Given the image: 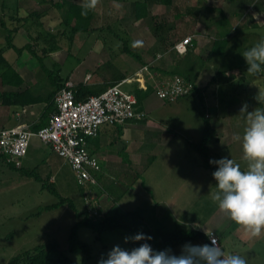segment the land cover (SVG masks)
I'll list each match as a JSON object with an SVG mask.
<instances>
[{"label":"rangeland","instance_id":"obj_1","mask_svg":"<svg viewBox=\"0 0 264 264\" xmlns=\"http://www.w3.org/2000/svg\"><path fill=\"white\" fill-rule=\"evenodd\" d=\"M22 3L26 13L47 12L42 16L45 25L38 24L42 31L40 37L37 36L40 33L37 32L38 26H36V32L32 26L34 19L32 15H28V22L25 24L6 26L26 29L30 33L26 38L27 31H24L25 33L21 34L22 37L14 38V41H11L15 45L14 47L23 49L18 56H22L20 60L24 62L23 71L26 78L38 81L41 83L42 88L49 89L50 71H53L55 75L57 73L61 78H65V74L71 68L77 67L79 62L85 63V56L91 49L103 45L102 48L106 52V58L109 56L110 60L115 59L125 67L136 68L137 71L128 78L131 82L128 84L129 86L125 87L126 90L133 93L135 90L143 91L138 88L143 85L145 87L144 98L149 96L148 100L144 102L150 110L148 118L158 124L164 132L171 135L169 139L173 142L166 147H160L158 150L149 146L152 135L144 140L142 139L143 144L138 146L140 148L137 152L139 160L137 159L136 162L141 161L143 167L150 166L149 174L159 172L161 185L172 174H181V178L187 186L185 192L182 187L180 200L177 195L173 203L172 201H166L171 196L170 192L166 191L167 187L164 189L165 192L162 191L158 195L149 194V196H146V190L142 189L140 194L146 197L137 201L136 206L143 212L137 210L135 213H125V216L120 219L121 222L148 232V235L152 237V240L148 243L151 244L154 250H159L161 247L160 238L163 230L167 232L175 230L195 231L192 225H189V223L183 225L182 222H201L203 229L200 233L206 236L211 233V231H208L210 227L216 224L219 229L213 234L226 255L238 254L246 256L248 264H264V234L259 238L248 239L235 223L220 212L217 203L212 200V194L216 191V187L206 175V173L211 175V171L204 172L205 168L201 156L199 157L189 144L200 142L201 127L203 126L202 118L209 123L211 122L212 117H210L211 115L207 109L214 105L212 99L208 94L196 95L192 98L191 96H185L182 97L183 99L179 103L164 105L165 102L159 100L156 96L158 87L166 79L164 78L165 73L166 75L169 74L167 79H170L176 73L175 69L178 67V61L183 60L171 51L172 46L177 41L188 36L198 39L199 37L196 35L201 34L207 35V37L212 36L215 28L221 37L230 36L244 28L241 27L243 21L230 20L226 16L230 13L227 14L221 9H211L209 8L210 4H205L201 0H101L100 4L93 10V20L82 25L87 30L78 31L76 29L77 31H73V26L75 25L74 28H77L79 27L78 24L67 23L62 11L55 9L56 3L67 8L68 4H82L83 0H23ZM0 4L12 5L13 0H0ZM142 5H144L143 8ZM8 9L0 7V16L2 17L4 13H13V10L11 12ZM215 14L217 18L213 19L212 17ZM137 15L140 17L137 18ZM228 20L231 21L229 25ZM211 21L213 23L218 22L221 25L215 28L211 27L213 25ZM50 24L52 25L48 26ZM84 32L90 34L87 41L82 39L83 35L81 34ZM207 39L203 42H197L193 46V51L189 53L191 55L187 54L189 58L184 56L185 61L183 63L186 64L190 59L198 65L201 70L198 72L195 70V72L199 74L204 87L218 85V93H221V95L229 94V91L232 90L240 92L239 96H234V101L240 104L229 108L230 112L227 109L224 111V115L231 117L229 124L220 125H225L226 131L232 135L234 133L242 134L247 126V119L245 114L240 112V109L243 104H249L247 100L245 101L247 97H244L242 88L243 86H246V89L251 87L248 82L260 81V83H264V73H261L259 77H253L247 73V64L242 55L245 50L258 41L264 40V24L257 30L244 32L233 38L227 46L225 56L221 58H217L210 53V45H213V42L210 41V38ZM58 48L60 49L57 53L51 54L52 51H56ZM67 52L70 54L69 58H66ZM99 57L101 58L103 55ZM9 59L12 61L16 59V56L9 57ZM39 61L43 64L42 68ZM55 65L59 66L60 70L57 68V71ZM241 66L244 70H242L240 76L234 75L236 78L230 79V74L227 72H223L222 75L218 74V71L228 70L229 68L240 69ZM35 68H37L36 71ZM121 68L118 67L119 70ZM143 68L146 69L140 72ZM202 70L206 73H202ZM191 71L194 70L189 68L186 72L187 75L191 74ZM243 75L245 77H242ZM255 97L252 94L248 97L252 99L251 104L248 106L249 112L260 107ZM262 105L264 108V104ZM219 113H223L222 109ZM33 143L37 144L38 141L36 139L32 140L27 157L21 163V166L30 170L40 163L36 161L32 152ZM230 151L231 159L239 163L242 170H246L241 142L235 141ZM212 154L213 157L217 156L214 160L228 156L226 151L220 154L212 152ZM154 156L155 161L152 162ZM113 157H115L113 159L115 162H119L124 158L121 154ZM209 158L213 160L211 154ZM211 168H213L212 165ZM214 168L216 167L214 166ZM110 171L114 175L118 173V175H115L117 178L121 172L115 169ZM36 172L44 179L50 178L49 175H46L47 171L44 165H38ZM147 173L142 174L143 176L141 175L139 178L143 181L144 188H147L145 186ZM52 177L51 181H53V186L60 197L73 199L77 209H79L78 211L83 212L85 208L81 201L82 190L75 185L71 170L66 166H62L57 174H53ZM23 179L21 176L18 177L17 172L2 165L0 159V190L3 188L0 191V264H8L11 259L25 251L51 243H55L58 251H61L75 264H81L84 257L87 258V256L86 264H98L101 256L106 257L107 252L116 244L131 249L129 245L131 242L125 244L123 241L125 236H132V234L124 233L119 229L98 233L89 227L82 226L77 230V239L89 248L85 253H70L68 251V237L72 228L78 222L73 212L65 204L46 211V206L59 203V197L46 189L41 190V183L31 179L26 180L24 184ZM118 182L119 185H123L120 181ZM93 189L99 191L98 187ZM134 189H139V186ZM159 199L162 201H159ZM168 203L173 206L179 205L181 209L175 211L177 208L173 207L170 214L166 213L165 209L151 211L152 207L157 204H160V207H167ZM214 212H217V216H212ZM171 214H178L182 219L181 225L176 223L177 218L171 217ZM159 223L162 225L159 226ZM188 243L203 245L205 241L198 238ZM183 245L172 249V253L180 255ZM50 257L53 260L54 257L52 255Z\"/></svg>","mask_w":264,"mask_h":264},{"label":"crops","instance_id":"obj_2","mask_svg":"<svg viewBox=\"0 0 264 264\" xmlns=\"http://www.w3.org/2000/svg\"><path fill=\"white\" fill-rule=\"evenodd\" d=\"M22 2L23 0H13L12 5L9 4L5 6L0 4V7L3 9L7 10V8H9L11 12L13 10V13L11 14L4 13L2 17L0 16V44L2 43V46L0 47V128H11L20 125H25L29 129L34 130L35 128H38L41 123L42 124L45 123L54 110L53 109L54 104L52 103L53 99L51 100L49 96L54 94V98H55V96L58 93L57 85H61L64 88L66 83H70L73 90H76L79 87H83L84 90L97 94L103 91L105 88L119 83V81L121 82L124 79H128L129 77H131L130 75L132 73H135V71H137L135 67L133 68L125 67L115 59L110 60L109 56L108 58H106L105 57L106 52L104 48H102L103 45H100L98 47L91 49L88 52V54L85 56L84 59L85 63L79 62L77 64L78 65L77 67L75 66L74 68H71L65 74V78H61L57 73L55 75L53 71H50L53 81L52 79H50L49 89L42 88L41 83H39L38 81L35 80L32 81L31 78L25 77L24 75L25 72L23 71L24 62L20 60L22 56L20 55L21 57H19L18 54L15 53L8 46L9 44H7L8 41L10 42L12 40L14 41V38H20V36L22 37L23 35L21 34L25 33L24 31L27 30L26 29L23 30L22 28H16V27L9 28L6 26H11L12 24H14L15 26L19 24L21 25L23 23L25 24L28 22L27 20L28 15L30 16L32 15L34 18L32 26L33 28H35V32H36V26H38V24L45 25L44 21L42 20L43 19L42 16H44L47 12L40 11L38 13H32V12L26 13V10L24 9ZM201 2L205 4H210L209 8L211 9H215V10L221 9L227 12V14L230 13V15H226L229 17L230 20L235 19L236 21L238 20L243 21L241 27L244 28H242L239 32H235L230 36H227L228 37L227 45L225 47L223 56H225L227 51V46L230 43V41L233 40V38H236V36H238L239 34H243L244 32L257 30L260 26L264 24V0H211V1L201 0ZM215 2L217 5L215 4ZM72 4L82 6V4H77V3H72ZM212 5H214L215 8L214 6L212 7ZM216 16L217 15L215 14L212 18L215 19L217 18ZM230 22L231 21L228 20V25ZM211 23H213V21H211ZM51 25L52 24L48 26ZM219 25L221 24L216 22L213 23L211 27L215 28L216 26ZM37 32H40L37 35L38 37H40L41 36L40 34L42 33L41 27L38 26ZM29 34L30 33H28L27 31L25 37L27 38ZM81 35H83L82 39L86 41L90 37V34H87V32H84ZM196 36L199 38L193 39L192 47L189 53L193 51L192 50L193 46H195L197 42L199 43L200 41L203 42L204 40H208L207 38H210L211 39L210 41L212 42L223 39L220 36L218 30H216V28L212 36L207 37V35H203V34ZM13 46L15 45L13 44ZM211 48L212 45H210L209 51H211ZM59 49L60 48H58V50L56 51H52L51 54L57 53ZM10 53L12 54L10 55ZM101 55H103V57L100 58L99 56ZM189 55H185V56L189 58ZM12 56H16V59L11 61L9 57L11 58ZM69 57L70 54L68 53L66 55V58ZM179 57L183 59L178 61L179 62L178 69L180 72L179 75H181L182 77H184L189 81L194 82L196 86V91L192 95H190L191 98L196 95L202 96L208 94L212 99V103H214V105L210 106L207 109V111L211 115L210 117H212L210 122L211 131L209 133L210 140L206 144V148L208 150V156L210 157L211 154L214 160V158H216L217 156L213 157L212 152H218L220 154L226 151L228 156L225 157L231 159L230 150L234 145L235 141L232 139L233 135L230 134L228 131H226L225 125L223 126L220 124H229L231 117L229 115H224L225 113L224 111H226V109L227 111H229V108L240 104L239 102L234 101L235 100L234 96L236 95L239 96L240 92L238 90L237 91L232 90L229 91L230 92L229 94L225 93L224 95L223 94L221 95V93L220 94L218 93V89H219L218 85L217 86L209 85V87H204V84L201 83L202 80L199 77V74L197 73L198 71L201 70L199 69L198 65H196L195 62L190 59L189 61H187L186 59L187 62L185 64L183 63L185 61L184 59L185 57L184 56H179ZM216 57L219 58V56ZM188 66L190 70H194V71L193 72L191 71V74L189 73L187 75L186 72L189 69ZM118 67L120 68L122 67L121 70H119ZM37 68H35V71L37 70ZM57 68L58 70H60L59 66H56V70ZM195 70H197V72H195ZM242 70H244L243 66H241L240 69H233V68L232 69L229 68L228 70L224 69L218 71V74L222 75L223 72H227L228 74H230L229 76L231 77V79H233L235 77L234 75L240 76L243 72ZM11 71H13V73H15L19 79H17V77L12 75L7 76L10 74ZM204 71L202 70V73ZM2 75H5V77L4 76L2 77ZM168 77L169 74L166 75L165 73L164 75V78H166L165 80H167ZM242 77L245 76L243 75ZM248 84L251 85V87L249 88L247 87L246 89V86H243L242 90L244 91L242 93L244 97H247L245 98V101L246 100L248 101L249 103L248 106H249L251 104L252 99L248 97L251 96V94L253 96H257L258 93H263L264 83H260V81H254L252 83L248 82ZM126 86L129 85L123 84L122 88L126 89L125 88ZM62 87L60 88V90L62 89ZM214 87H215V91H214ZM138 88L143 90L142 94H145L144 93L145 87L143 85L142 87H138ZM210 88L212 90H209ZM146 97L143 98L141 106L139 108V110L145 111L146 118H144L142 121L139 122H135V121L129 122L124 126H103L101 127L98 136L95 139L89 141L88 149L93 155L97 157L100 166V172L97 175L98 186H96L98 187L99 191L93 189L91 195V198L94 201L93 209L97 212L99 217L97 218L95 217L93 220L96 219L100 220L102 218H116L120 220L125 216V213L127 214L135 213L137 210L142 211L141 209H139L138 206H136L137 201H139L140 199H145V197L149 196V194L158 195L162 191L165 192L164 189L166 187H167L166 191L170 192L171 195L169 200L166 201H172L174 203L177 195L179 196V200H180V193L181 191H183V188H184V192L187 188L185 182L183 181V178H181L182 177L181 174H177V173L172 174L170 177H168V179H166L165 183L161 185L159 172H151L149 174L148 170L150 169V166L143 167L141 161L136 162L137 159L139 160V158H137V152L139 151L140 148L138 146L143 144L142 139L144 140L145 138L150 137V135H152L150 137L151 140L149 146L155 147L156 150H158L160 147L163 146L166 147L173 142L171 139H169L171 135L164 132L163 129H161L158 124H156L155 122H153L151 119L148 118L150 110L148 109V106L145 105L146 103L144 102L148 100L149 96L147 98ZM47 99L49 100L47 101ZM182 99L183 98L178 99L173 103H163V102L162 103L164 105H174L182 101ZM49 105H51V108L50 107L48 108ZM221 109L223 113L220 114L219 111ZM202 129L203 126L201 127V139H202ZM200 142L197 144L189 143L199 157L200 154L197 151L196 147L200 144ZM32 150H33L32 152L35 155L36 161L40 162L32 170L23 166H21L20 169H16L12 166L6 165L2 160L1 161H2V165L17 172L18 177L21 176L22 178H24L22 181L24 184L26 180L32 179L36 182L41 183V190H42L43 189L42 182L34 179V176L32 175L33 171L36 172V168L38 167V165L39 166L44 165L47 171L46 175H49L50 177L49 179L46 178L48 181L47 183L52 185H53L52 183L53 181H51L53 179L52 175L57 174V172L62 168V166H66L67 168H69V166L66 164V162H64L62 159H60L55 154H53L48 147L41 144L40 142H38L37 144L33 143ZM120 154L124 158L121 160L119 159L120 160L119 162L117 160H116L117 162L113 161V159L115 158L113 156H117ZM25 159L26 158H24L23 160ZM154 161H155V156L152 158V162ZM111 169L121 171L118 177L119 180L115 176L118 175V173L114 175L113 172L110 171ZM204 170H205L204 172L207 171L206 169ZM144 173L148 174L147 180L145 179V183H146L145 186H147V188L143 187L144 186L143 181L139 179L141 175ZM206 175L210 178L211 181H213L215 185L216 182L213 179L212 174L208 175V173H206ZM38 176L44 179L41 175L38 174ZM73 180H74V176H73ZM118 181L123 183V185H119ZM136 183H138V185H136ZM136 186H139L140 190L134 189L136 188ZM142 189L146 190L147 192L146 196L140 194ZM81 201L85 208L84 212L88 217L87 215L88 207L85 206L82 199V195H81ZM159 201L162 200L159 199ZM173 207L177 208L175 211L181 209L179 205L173 206L172 204L168 203L167 207H160V204H157L155 205V207H152L153 209L151 211L165 209V212L166 213L168 212L170 214V212L173 211L172 209ZM212 216H217V212H214ZM171 217H175V219L177 218L176 223L181 225L182 219L178 216V214L177 215L171 214ZM186 223L192 225V227L195 228V231L202 232L203 226L201 225V222H182L183 225H185ZM158 225L160 226L162 224L159 223ZM218 229L219 228L215 224L213 225V227L211 226L210 230L208 231H211L213 233V232H217ZM123 232L127 233L125 231ZM161 233L162 236L160 239H162L164 233H169V232L163 230Z\"/></svg>","mask_w":264,"mask_h":264},{"label":"clouds","instance_id":"obj_3","mask_svg":"<svg viewBox=\"0 0 264 264\" xmlns=\"http://www.w3.org/2000/svg\"><path fill=\"white\" fill-rule=\"evenodd\" d=\"M101 0H83L81 15L87 17L95 10ZM247 73L253 77L264 73V40L243 52ZM258 104L264 103V93L255 97ZM247 119L242 134L234 133L232 139L241 142L246 170L230 158L210 160L216 171L212 173L216 191L212 194L221 213L235 223L248 239L264 234V108L257 107L248 111L245 103L240 109ZM210 244L182 246L180 255L170 248L154 250L148 241L150 235L138 232L125 236L124 243H139L138 247L127 249L120 244L114 245L101 256L98 264H248L246 256L225 254L214 234L207 235ZM142 242V243H141Z\"/></svg>","mask_w":264,"mask_h":264},{"label":"built area","instance_id":"obj_4","mask_svg":"<svg viewBox=\"0 0 264 264\" xmlns=\"http://www.w3.org/2000/svg\"><path fill=\"white\" fill-rule=\"evenodd\" d=\"M192 41L191 36L185 37L177 41L171 51L176 56H185L192 47ZM130 82L124 79L107 87L99 95L82 101L75 100L71 84L66 83L54 98L55 111L49 116L47 125L36 131L25 125L0 128V156L3 162L16 169L21 168L32 140L36 139L71 169L77 187L82 190L83 202L88 207V218L93 220L99 217L93 209L91 195L93 188L98 186L100 166L88 145L90 140L98 136L103 126H124L145 118L144 112L137 106L135 95L122 88L123 84ZM193 89L194 83L174 75L161 83L156 96L165 103H173L190 95Z\"/></svg>","mask_w":264,"mask_h":264},{"label":"trees","instance_id":"obj_5","mask_svg":"<svg viewBox=\"0 0 264 264\" xmlns=\"http://www.w3.org/2000/svg\"><path fill=\"white\" fill-rule=\"evenodd\" d=\"M107 1H110V0H107ZM112 1H117V0H112ZM143 7H144V5H142V8ZM56 9L59 11H62L64 19L67 23L73 22L74 24H78L79 27H77V28H74L75 25L73 26V29H74L73 31H77V30L78 31H86L87 28L82 26V25L85 22L89 23L91 20H93V10L89 11V14L87 15V17H84L81 15V11H82L81 5H75V4L70 3V4H68L67 8H64L62 4L56 3ZM34 15H36V14H34ZM138 16L139 15H137V18H138ZM81 26L84 28H82ZM222 38L223 39H220L218 41L213 42V45H212V48L210 51L211 54H213L215 56H219V57H222L224 55V50H225V47L227 45V38L228 37L226 36V37H222ZM8 44H9L8 46L10 48H12L14 50V52H16L17 54H20L23 50V49H17L16 47H14L10 41H8ZM124 50H126V49H124ZM39 63H40V66L42 68L43 64L41 63V61H39ZM175 72L176 73L174 75H179L180 72H179L178 67L175 70ZM10 75L15 76V77H17V79H19L18 76L15 73H13V71H11L10 74L7 76H10ZM3 76L5 77V75H2V77ZM179 76H181V75H179ZM49 77L53 81L52 76H49ZM229 78L231 79V77H229ZM185 80H187V79H185ZM190 82H192V81H190ZM61 87H62L61 85H57L58 91H60ZM72 91H73V95H74V98L76 101L85 100L90 96H97L102 92L101 91L100 93L94 94V93L88 92L87 90H84L83 87H79L76 90L72 89ZM195 91H196V87L194 84V89L190 95H192ZM142 93L143 92L140 90H135V92L133 93L137 99V106L139 108H140L141 102L145 96V94H142ZM263 93H264V89H263ZM190 95H188V96H190ZM49 98L51 100L53 99L52 103L54 104V94L50 95ZM48 100L49 99H47V101ZM262 104H264V103L259 104V106L261 108H263ZM49 107L51 108V105H49L48 108ZM52 107H53V105H52ZM53 109H54L53 110V112H54L55 111V105H54ZM48 120H49V118L46 120L45 123H43V124L41 123L38 128H35L32 131H36V130L40 129L41 127L47 125ZM202 122H203L202 139H201L200 144L196 148H197V151L199 152V154L203 160V163H202L203 167L206 170L211 171L210 174H212L216 170V168H214V165L209 163L210 158L208 156V150L206 148V144L210 140L209 133L211 131V127H210V123L207 120L202 118ZM0 159L3 161L1 156H0ZM211 165L213 166V168H211ZM32 175L34 176V179L42 182V188L43 189H46L50 193L57 195L59 197V203L51 205V206H46L45 207L46 211L56 209V208L65 204L73 212L74 217L78 220V222L72 228L71 233L68 237V251L70 253H79V252L85 253V251L88 250V248H89L87 245L81 243L77 239V235H76L77 230L82 226L89 227L91 230L98 232V233H101L104 231H112V230L119 229V230H123V231H125L129 234H132V235H134L138 232H143L144 234L148 235V232L143 231V230H139L135 227H132V226H130L124 222H121V220H118L116 218H102L100 220L99 219L98 220H90L86 216V213L84 211L83 212L78 211L79 209H77L75 202L72 199L60 197L59 193L56 192L54 186L52 184L47 183L48 182L47 179L45 180V179L40 178V176H38V174L35 171L32 172ZM198 238L204 240L205 244H209L207 236L203 233L198 232V231L175 230V231H172L169 233H164V235L160 241L161 247L159 248V250H164L166 248H170L172 250V249H175L176 247H178L182 244L188 243V242L193 241L194 239H198ZM129 245L131 248H134V247H138L139 243H135V244L130 243ZM159 250H157V251H159ZM50 255H52L54 257L53 260H52V257H50ZM87 259H88V256H87V258L84 257L81 264H86ZM8 264H75V263H73L61 251H58V247L55 243H51L49 245H41V246L35 247L32 250L25 251L21 255H18L16 257H14L13 259H11V261Z\"/></svg>","mask_w":264,"mask_h":264}]
</instances>
